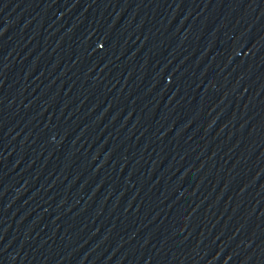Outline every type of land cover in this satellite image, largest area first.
I'll return each mask as SVG.
<instances>
[{"label": "water", "instance_id": "water-1", "mask_svg": "<svg viewBox=\"0 0 264 264\" xmlns=\"http://www.w3.org/2000/svg\"><path fill=\"white\" fill-rule=\"evenodd\" d=\"M0 93L179 264H264V0H0Z\"/></svg>", "mask_w": 264, "mask_h": 264}]
</instances>
